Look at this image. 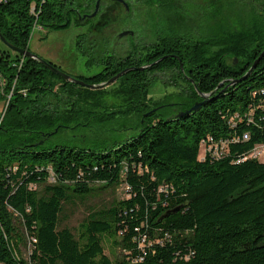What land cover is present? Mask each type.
<instances>
[{
	"label": "trees",
	"instance_id": "trees-1",
	"mask_svg": "<svg viewBox=\"0 0 264 264\" xmlns=\"http://www.w3.org/2000/svg\"><path fill=\"white\" fill-rule=\"evenodd\" d=\"M156 1L164 4L155 6L159 13L174 17L179 0ZM89 8L78 0H0V34L30 51L34 27L57 31L71 19L79 27L78 15ZM262 16L213 27L210 17L205 34L178 24L159 29L157 42L164 45L158 53L147 41L130 45L123 57L102 52L103 69L92 83L163 58L124 76L145 86L149 71H169L190 77L195 86L188 84L186 103L149 107L157 110L141 115L134 137L103 151L46 145L69 129L50 110L53 87L69 92L75 85L31 59L19 66L22 56L0 42L1 95L7 101L0 121V264H264V161H240L264 145V55L244 80L228 85L242 79L264 51V25L257 19ZM87 36L79 35L77 44ZM107 47L106 37L101 49ZM165 108L171 113L158 114ZM243 133L249 140L229 143L223 157L201 159L208 139ZM120 187L124 199L89 211L75 230L61 225L74 201ZM103 237L112 257L104 253ZM26 242L29 260L21 255Z\"/></svg>",
	"mask_w": 264,
	"mask_h": 264
},
{
	"label": "rangeland",
	"instance_id": "rangeland-1",
	"mask_svg": "<svg viewBox=\"0 0 264 264\" xmlns=\"http://www.w3.org/2000/svg\"><path fill=\"white\" fill-rule=\"evenodd\" d=\"M78 1L84 6H90V13L86 15L94 11L97 2V0ZM109 1L101 0L97 16L95 19L88 20L86 24L81 25L82 21L87 18H78L79 27L71 19L68 27L57 31L47 28L33 30L29 40L30 52L47 62H54V65H57L70 77L85 80L87 84H101L110 79L92 83L93 78L103 69L104 54L100 51L102 48L101 38L107 37L110 40L107 47L111 48L110 52L113 50L114 54L123 57L128 51L130 43L141 41L149 43L156 30L160 28L173 29L177 24L181 28L185 26L186 30L191 27L195 34H205L206 30L211 27L210 17L213 18V21L211 20L213 27L217 21L234 24L241 21L248 22L249 18L254 20L253 17L257 14L258 16L263 15L257 19L260 24L264 25V0H179V6L173 12L175 18L161 14L159 10H156L155 6L164 5L162 2L148 1L149 8L147 9L144 5L146 1L124 0L131 8L126 26L119 22L124 14L123 8ZM79 10L81 11L82 8ZM227 10L230 11V15L225 16ZM83 15L85 14L80 16ZM91 26L92 31L89 30ZM128 30L135 32V39H130L128 36L118 39L119 34ZM81 34L91 37L89 41L85 38L80 39L76 44L77 38ZM205 38H200V41H204ZM94 45L96 46L91 48ZM4 49L5 47L0 43V50ZM226 62L233 64L231 59ZM234 64H237L236 59ZM144 77L147 79L145 86H140L135 76L129 78L122 76L111 85L100 89L75 85L73 91L68 88V92L62 91L55 85L53 87L54 95L51 98L53 105L50 110L53 112V117L61 119L69 129H61L58 132L56 130L57 133L48 139L46 145L92 151L107 150L136 135L138 120L141 115L145 116L151 112L149 107L163 103H186L189 99L186 96L189 89L188 84L194 86L190 77H179L175 72L149 71ZM57 83L55 81V84ZM68 95H70L69 98H67ZM57 98L62 100L58 101ZM6 102L0 89V121ZM168 113H171L170 108L158 111V114L161 115ZM200 154H203L202 149ZM125 197L126 189L120 187L100 191L84 201L76 200L66 207L65 218L61 225L75 230L89 211L107 208L113 199L120 200ZM102 243L104 253L112 257L114 250L110 241L103 237ZM29 249V242H26V246L21 247V255L26 260H29ZM118 253L115 250V254Z\"/></svg>",
	"mask_w": 264,
	"mask_h": 264
},
{
	"label": "water",
	"instance_id": "water-1",
	"mask_svg": "<svg viewBox=\"0 0 264 264\" xmlns=\"http://www.w3.org/2000/svg\"><path fill=\"white\" fill-rule=\"evenodd\" d=\"M100 1L101 0H97L96 4H95V8L94 11L89 14V15H83L80 16L78 15V18H87L88 20L93 19L98 11V7L100 5ZM112 1H116L119 2L121 4H123L125 6L126 9H128V5L126 4V2L124 0H112ZM133 33L131 32H127L124 31L121 34L118 35V38L121 39L123 37L126 36H132ZM0 42L5 45L8 49H10L13 52H16L17 54L21 55L23 58H27V59H31L35 62H38L39 64H41L42 66H44L47 70H49L50 72H52L53 74H55L56 76H58L59 78H61L62 80L73 84V85H77V86H81V87H85V88H89V89H100L103 88L105 86H109L112 83H114L115 81H117L118 79H120L122 76H124L125 74L129 73V72H133V71H142L143 69L146 68V66L144 67H132V68H126L124 70H122L121 72L117 73L115 76H113L112 78H110L109 80H107L104 83L101 84H87L85 81L74 78V77H70L69 75L65 74L64 72H62L61 70H59L58 68H56L54 65L50 64L49 62L41 59L40 57H38L36 54L28 51V50H22V49H18L14 46H12L11 44H9L4 37L0 34ZM264 55V51L260 54L259 58L253 63V65L251 66V68L246 72V74L242 77V79L240 80H236L233 82H230L228 85H233L241 80H244L247 75H249L251 73V71L256 67L257 63L259 62L260 58ZM163 58H159L158 60L154 61L152 64H150L149 66H153L157 63H159L160 61H162ZM147 66V67H149ZM209 94H200V97L202 99H206L208 97ZM197 106H193L190 108V110H196ZM157 110V108H154L151 110V112L149 114H147L146 116L150 115L151 113L155 112Z\"/></svg>",
	"mask_w": 264,
	"mask_h": 264
},
{
	"label": "built area",
	"instance_id": "built-area-1",
	"mask_svg": "<svg viewBox=\"0 0 264 264\" xmlns=\"http://www.w3.org/2000/svg\"><path fill=\"white\" fill-rule=\"evenodd\" d=\"M35 29H38V28L34 27L33 30H35ZM30 37H31V35H30ZM23 59L24 58L22 57V60L19 63V66H21ZM15 82H16V79L14 80L13 85L11 87V90H10L9 94L7 95L8 100L10 99L11 95L13 94ZM4 86H5V81H4V78L2 77V75L0 74V88H1V90H3ZM20 93L25 94V90H21ZM247 117H249V116H247ZM234 118L238 119L239 121H241V119H242L240 116H237V115H235ZM232 127H235V126L232 124ZM236 135L234 137H232V139H230V140L213 141L211 139H208L207 141L202 143L201 149L203 150V154L201 155V159H203L206 154H209L212 158L219 159V158L223 157L228 152L229 143L246 142L249 140V135L247 133H243L241 136H236ZM246 159H254L257 161H264V145L255 146L252 149V151L245 158H242L240 161H244ZM48 182L54 183L55 178H50V176H49Z\"/></svg>",
	"mask_w": 264,
	"mask_h": 264
},
{
	"label": "flooded vegetation",
	"instance_id": "flooded-vegetation-1",
	"mask_svg": "<svg viewBox=\"0 0 264 264\" xmlns=\"http://www.w3.org/2000/svg\"><path fill=\"white\" fill-rule=\"evenodd\" d=\"M101 2V1H100ZM109 2H111V3H115V4H118L121 8H123V10H124V14H123V17L121 18V20H119V22H122L123 23V26H126V22H128V20H129V18H130V12H131V8H130V6L128 5V9H126L125 8V6L123 5V4H121V3H119V2H116V1H112V0H110ZM144 5L147 7V9L149 8V2H144ZM120 14V13H119ZM120 17H121V14H120ZM75 23V25H76V22H74ZM104 24V23H103ZM78 27V26H77ZM110 27V26H109ZM161 29V28H160ZM159 31V29L158 30H156L154 33H153V35H152V37H151V42H149L148 44H150V49H151V51L154 53H158V45H160V46H163L164 44L163 43H160V42H157L158 40H160L161 38H158L157 37V35H158V32ZM127 32H132L133 33V35L132 36H128V37H130V39H135L136 38V34H135V32L134 31H132V30H128ZM105 38L106 37H104V38H101V40H102V44H101V47L103 46V43H104V40H105ZM86 39H87V37H86ZM119 39V38H118ZM88 41H89V39H87ZM76 44H77V42H76ZM110 44V40L108 39V45ZM134 44H137V42H132V43H130V45H134ZM110 49L111 48H107V50L108 51H104V50H100V51H102V52H107V53H104V54H106V57H108V58H111L113 55V50H111V52H110ZM161 50H163V49H161ZM173 58V57H172ZM50 64H52V65H54L53 63H51V62H49ZM56 68H58L59 70H60V68L57 66V65H54ZM63 72V71H62ZM77 79H79V78H77ZM165 104H160V105H158V106H156V107H162V106H164ZM174 111H176V109H174L173 111H172V113H175Z\"/></svg>",
	"mask_w": 264,
	"mask_h": 264
},
{
	"label": "crops",
	"instance_id": "crops-1",
	"mask_svg": "<svg viewBox=\"0 0 264 264\" xmlns=\"http://www.w3.org/2000/svg\"><path fill=\"white\" fill-rule=\"evenodd\" d=\"M1 89V88H0Z\"/></svg>",
	"mask_w": 264,
	"mask_h": 264
}]
</instances>
